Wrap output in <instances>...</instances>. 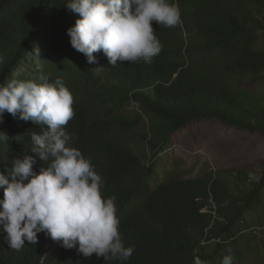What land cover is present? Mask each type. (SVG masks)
Segmentation results:
<instances>
[{
	"label": "trees",
	"instance_id": "trees-1",
	"mask_svg": "<svg viewBox=\"0 0 264 264\" xmlns=\"http://www.w3.org/2000/svg\"><path fill=\"white\" fill-rule=\"evenodd\" d=\"M69 2L0 0V83L63 79L75 112L64 130L91 158L103 195L116 197L120 232L134 252L127 261L95 253L86 258L44 232L16 251L0 225V264H196L197 257L201 264H219L227 248L234 264H243L252 228L247 217L264 206V164L257 181L244 169L160 181L149 151L196 122L217 121L264 137V104L243 85L264 83V0H170L181 20L174 27L153 22L159 54L151 63L115 67L102 51L89 63L71 46L67 30L80 16ZM132 102L140 112L126 116ZM46 129L5 112L0 172L7 176L12 160L25 155L36 158L37 173L48 167L50 161L31 148V133Z\"/></svg>",
	"mask_w": 264,
	"mask_h": 264
},
{
	"label": "clouds",
	"instance_id": "clouds-1",
	"mask_svg": "<svg viewBox=\"0 0 264 264\" xmlns=\"http://www.w3.org/2000/svg\"><path fill=\"white\" fill-rule=\"evenodd\" d=\"M66 5L80 16L67 30L71 46L89 63L102 51L113 67L126 61L151 63L162 47L153 22L174 27L181 20L178 4L170 0H70ZM4 61L0 55V64ZM38 81L0 83V117L7 112L47 125L42 134L31 133V148L50 161L37 173L36 158L25 155L12 160L7 176L0 172V225L7 243L19 251L25 240L35 244L44 232L86 258L95 253L105 260H129L134 247L123 241L116 197L103 195L104 181L91 158L72 146V136L64 130L75 115L72 92L60 77L50 81L41 75ZM0 139L7 140L3 134ZM225 251L219 264H234L232 249ZM196 264H201L198 257Z\"/></svg>",
	"mask_w": 264,
	"mask_h": 264
},
{
	"label": "rangeland",
	"instance_id": "rangeland-1",
	"mask_svg": "<svg viewBox=\"0 0 264 264\" xmlns=\"http://www.w3.org/2000/svg\"><path fill=\"white\" fill-rule=\"evenodd\" d=\"M247 90L264 104V83L246 82ZM140 112L139 104L132 102L124 108L126 116ZM139 132H144L141 123ZM150 164H155L164 181L169 175L196 178L205 172L236 173L246 170L253 180L261 178L264 164V137L228 127L217 121L196 122L172 134L168 143L151 151ZM248 221L251 236L244 239L248 246L243 264H264V206L251 214Z\"/></svg>",
	"mask_w": 264,
	"mask_h": 264
}]
</instances>
